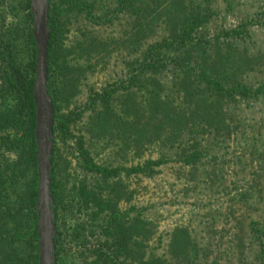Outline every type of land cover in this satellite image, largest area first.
Returning a JSON list of instances; mask_svg holds the SVG:
<instances>
[{
  "label": "trees",
  "instance_id": "trees-1",
  "mask_svg": "<svg viewBox=\"0 0 264 264\" xmlns=\"http://www.w3.org/2000/svg\"><path fill=\"white\" fill-rule=\"evenodd\" d=\"M29 3L18 0L13 8L22 16L20 23L6 30L0 24V264L38 263L36 47ZM49 6L47 88L55 115L50 189L56 229L65 226V210L75 206L96 223L102 241L98 245L83 240V228L72 229L82 264H220L215 258L208 261L186 228L173 230L165 252L157 254L160 239L157 247L150 245L156 226L146 208L130 205L128 181L153 179L171 157L183 167L196 168L206 154L201 142L231 134V107L264 97V85L255 88L242 80L254 59L246 51L212 44L200 33L211 17L210 0H49ZM77 19L85 27L70 41ZM124 20L126 31L117 37L98 35L97 28H113ZM244 33L232 31L227 37ZM114 56L123 61L125 79L100 92L87 86L85 107L76 117L70 108L84 81L97 66L104 71ZM87 112L85 135L74 134L73 127ZM88 141H102L141 161L98 165ZM70 144L79 169L94 179L68 189L61 149ZM151 149L159 151V157L142 158ZM5 152L15 159L9 160ZM252 194L240 193L238 202H249ZM248 228L249 244L257 242L264 264V222L250 221ZM243 249L241 244V253ZM64 253L57 242L56 264H63L59 257Z\"/></svg>",
  "mask_w": 264,
  "mask_h": 264
},
{
  "label": "rangeland",
  "instance_id": "rangeland-1",
  "mask_svg": "<svg viewBox=\"0 0 264 264\" xmlns=\"http://www.w3.org/2000/svg\"><path fill=\"white\" fill-rule=\"evenodd\" d=\"M17 3L18 0H0L3 30L21 22L22 16L13 9ZM210 10L211 17L200 33L212 44L246 51L254 59V66L251 72L242 75V80L255 88L264 85V0H210ZM125 23L124 20L113 28L96 30L100 38L117 37L126 31ZM84 27L82 20H73L69 40L72 41L78 29ZM232 31L245 33L240 38L227 37ZM122 63L120 57L114 56L104 71L97 66L94 74L88 75L70 108H74L76 117L85 107L87 86L100 92L107 85L125 79ZM230 113L234 118L231 134L201 142L206 154L196 168L183 167L171 157L172 162L160 168V174L153 179L138 177L128 181L132 193L130 205L146 208L149 219L156 226L150 245L157 247L160 239L157 254L165 252L168 235L173 230L186 228L204 250L202 252L208 254L209 262L215 258L220 264H260V247L257 242L249 244L252 236L248 235V225L250 221L264 222V97L238 101ZM88 114L85 113L82 121L75 124L74 134L85 133ZM87 146L98 165L131 166L141 161L133 154L117 153L115 148L106 147L102 141H88ZM61 153L67 163L62 176L68 189L77 187L82 181L93 182L94 177L79 169L71 144L61 149ZM159 154L151 149L142 158L156 159ZM5 155L9 160L15 159L11 153L5 152ZM246 191H253L252 198L240 204L238 196ZM77 209L76 206L67 208L63 213L65 226L57 229L61 247L66 251L59 257L63 264H82L79 249L70 237L72 229L83 228L79 231L90 246L102 242L96 223ZM241 237L243 240L239 242ZM241 244L244 247L242 253Z\"/></svg>",
  "mask_w": 264,
  "mask_h": 264
},
{
  "label": "water",
  "instance_id": "water-1",
  "mask_svg": "<svg viewBox=\"0 0 264 264\" xmlns=\"http://www.w3.org/2000/svg\"><path fill=\"white\" fill-rule=\"evenodd\" d=\"M49 0H30L32 38L36 47L33 104L35 116L37 190V264H56V243L61 242L55 226V205L50 189L54 151L55 115L48 84V44L50 39Z\"/></svg>",
  "mask_w": 264,
  "mask_h": 264
}]
</instances>
